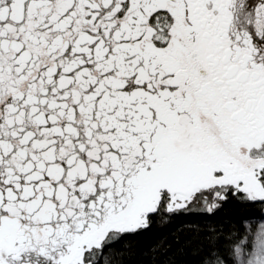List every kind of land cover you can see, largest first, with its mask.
<instances>
[{
	"label": "snow or ice",
	"instance_id": "snow-or-ice-1",
	"mask_svg": "<svg viewBox=\"0 0 264 264\" xmlns=\"http://www.w3.org/2000/svg\"><path fill=\"white\" fill-rule=\"evenodd\" d=\"M0 264H264V0H0Z\"/></svg>",
	"mask_w": 264,
	"mask_h": 264
}]
</instances>
